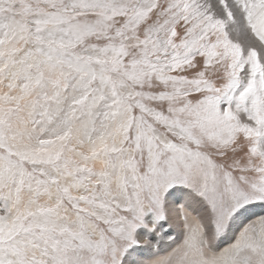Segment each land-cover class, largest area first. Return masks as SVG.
<instances>
[{
    "label": "snow or ice",
    "instance_id": "snow-or-ice-1",
    "mask_svg": "<svg viewBox=\"0 0 264 264\" xmlns=\"http://www.w3.org/2000/svg\"><path fill=\"white\" fill-rule=\"evenodd\" d=\"M0 264H264V0H0Z\"/></svg>",
    "mask_w": 264,
    "mask_h": 264
},
{
    "label": "bare ground",
    "instance_id": "bare-ground-1",
    "mask_svg": "<svg viewBox=\"0 0 264 264\" xmlns=\"http://www.w3.org/2000/svg\"><path fill=\"white\" fill-rule=\"evenodd\" d=\"M255 211H256V212H260L261 210H260L259 208H257Z\"/></svg>",
    "mask_w": 264,
    "mask_h": 264
}]
</instances>
